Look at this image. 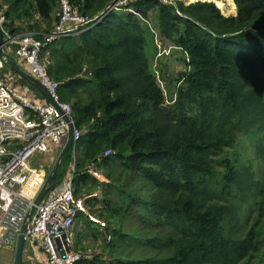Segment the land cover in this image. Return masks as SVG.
<instances>
[{"label":"trees","instance_id":"trees-1","mask_svg":"<svg viewBox=\"0 0 264 264\" xmlns=\"http://www.w3.org/2000/svg\"><path fill=\"white\" fill-rule=\"evenodd\" d=\"M114 1L69 0L89 17ZM233 1L236 15L225 16L220 0L219 8L127 0L41 50L59 101L71 104L82 131L73 193L108 224L99 254L77 264H102L101 254L108 257L103 264H264V0ZM59 11L58 0H0L4 48L16 59L9 37L41 39ZM154 28L160 42L181 51L185 66L171 79L169 100L151 66ZM4 69L5 83L28 85L42 97ZM71 164L68 151L54 184ZM85 220L75 234L78 253L87 252L79 246ZM122 220L134 228L124 231ZM112 221L118 226L108 230Z\"/></svg>","mask_w":264,"mask_h":264},{"label":"built area","instance_id":"built-area-1","mask_svg":"<svg viewBox=\"0 0 264 264\" xmlns=\"http://www.w3.org/2000/svg\"><path fill=\"white\" fill-rule=\"evenodd\" d=\"M127 0H117L94 17L82 15L71 6L69 0H58L59 20L53 31L41 39L33 33L21 35L16 41L17 62L47 89L64 113L73 123L72 107L60 102L57 95L58 83L51 80L44 65L39 60L41 50L54 40L78 34L91 23L99 22L105 12L125 4ZM174 4L171 0H159ZM3 17H0V22ZM5 59L0 57V71ZM74 125V124H73ZM67 123L48 102H37L27 97L26 92L0 78V246L15 247L22 224L43 186L46 174L40 168L29 164L35 154H45L51 146L62 149L67 138ZM82 131L74 127L72 171L54 184L43 200L36 206L32 220L25 233V245L31 249H41L46 264H77L85 256L73 250L75 220L80 212L87 213L84 206L86 197H76L73 193V173L75 164V144ZM16 145H20L18 148ZM113 153L105 152V155ZM91 175L98 180L105 178L92 169ZM103 227L101 220L88 215ZM102 229V230H103ZM110 237L107 236V241Z\"/></svg>","mask_w":264,"mask_h":264},{"label":"rangeland","instance_id":"rangeland-1","mask_svg":"<svg viewBox=\"0 0 264 264\" xmlns=\"http://www.w3.org/2000/svg\"><path fill=\"white\" fill-rule=\"evenodd\" d=\"M171 1H173V2L180 1V2H183L185 5L189 4V3L196 2V1L213 2L217 6V3H216L217 0H171ZM220 1L224 5V8L222 9V8H219V6H217V7L222 12H224L225 16L226 15L229 16L231 14L236 15L237 9H236V5H235L233 0H220ZM152 15L154 16V14H152ZM153 16H151L150 25H153L155 23L154 20H153ZM154 32L156 33L155 34V38H156L155 39V46L157 48V54H156V56L150 58L151 66H152V68L154 69V71H155V73L157 75L158 83H159L161 89H163L164 94L166 95V99L169 100L168 92H169V90L172 92L174 90V88H175L174 84L173 83L171 84V79H173L175 74H177L179 71H184L185 70V66L180 60L181 57H182L181 51L173 49V47H171L170 44L167 43L164 40L162 42H160L161 39L159 37L158 30L155 29ZM160 70L165 73V77L166 78H163V79L161 78ZM168 103H170V102L168 101ZM57 152L59 153V149H58ZM58 153H57V155H56V153H54L51 156V157H53L52 159L50 157V155L52 153L49 154V155L48 154H35L29 159V164L34 166V167H41V170H43L44 173L47 176L49 174L50 170H51L52 164L55 162V160H56V158L58 156ZM48 156H49V158H48ZM46 167L48 168L47 170H46ZM69 171H72V164L70 165V170ZM106 181L107 180L105 179V182ZM102 182H104V181H102ZM107 182H109V181H107ZM110 197L113 198L114 196L112 195ZM92 217L97 219V220H101L103 223L106 224V227L103 229V227H101V225L99 223H97L96 221H93L94 224L93 223L89 224V222H87L85 220L86 218H84L83 220L86 221L85 224L88 223L89 229H92L94 232H97V228L98 227H97L96 224H98L99 227L101 229H103V230L107 229V225L108 224H107L106 221L102 220L99 217H94V216H92ZM133 219L134 218H132V220ZM120 222H121V225H122V229L124 231H128L129 232V230L134 228L133 225H132L133 223L130 220L128 222H126V220H122ZM111 223H112V226L109 227L108 230L112 229V227L113 228H117V226H118V222L117 221H116V223L114 221H112ZM136 224H137V222H136ZM137 226H138V224H137ZM74 231H75V229H74ZM74 242H75V238H74ZM99 251H101V249H99ZM14 253H15V247L11 248V247L0 246V264H12L13 263V258H14ZM103 255H106V254H103ZM23 256H24V253H23ZM100 259H101L100 262L97 261L98 263H102V264L105 263V260H102V258H100ZM104 259H106V260L108 259L107 255H106V257L104 256Z\"/></svg>","mask_w":264,"mask_h":264},{"label":"water","instance_id":"water-1","mask_svg":"<svg viewBox=\"0 0 264 264\" xmlns=\"http://www.w3.org/2000/svg\"><path fill=\"white\" fill-rule=\"evenodd\" d=\"M116 1L112 2L111 5H114ZM5 41L3 38V32L0 26V57H3L5 59V65L9 67L12 71L17 73L20 77L25 79L30 85L33 86V88L38 91L41 96L44 98L46 102L51 104L56 111L59 113V115L62 116L63 120L67 123V138L64 146L62 147L59 155L57 156L53 167L51 168L49 174L46 176V179L43 183V186L39 190L38 194L36 195L33 204L26 216L25 222L22 224L16 244H15V253L13 258L12 264H22L23 259V250L25 246V233L27 230V226L32 220L33 214L35 212L36 206L43 200V198L47 195L48 191L53 187L56 176H57V170L59 163L64 156V154L68 151H70L73 147V129L74 125L71 122L70 118L64 113L62 110L60 104L54 100V98L51 96V94L47 91V89L40 83L38 79L33 77L28 71L21 66L14 58L10 57L7 53L4 52L3 47L5 45Z\"/></svg>","mask_w":264,"mask_h":264},{"label":"crops","instance_id":"crops-1","mask_svg":"<svg viewBox=\"0 0 264 264\" xmlns=\"http://www.w3.org/2000/svg\"><path fill=\"white\" fill-rule=\"evenodd\" d=\"M224 14V13H223ZM226 16H228V15H226ZM229 16H234V14H231V15H229ZM3 50H4V52L5 53H7L10 57H12V58H14V55H13V51H11V47H7V48H4L3 47ZM15 59V58H14ZM16 60V59H15ZM17 61V60H16ZM19 63V62H18ZM21 66H23L21 63H19ZM24 68H25V66H23ZM2 72H6L5 71V69H4V67H3V69L0 71V74H2L3 75V73ZM17 88H19L20 90H22V91H24V92H26V94H30V96L32 97V99L34 100V101H37V102H41V103H43V102H46L45 100H44V98H42V97H38L37 95H36V93L34 92V91H32V89L31 88H29V86L28 85H25V84H22V83H19V84H17V86H16ZM58 151V148L57 147H55V146H51L50 147V151H48V152H46L45 154H51L50 155V157L54 154V153H56V155H57V151ZM55 155V156H56ZM48 158H49V156H48ZM53 157H51V159H52ZM55 158V157H54ZM54 160V159H53ZM52 165H54V164H52ZM50 166V165H49ZM36 168H40L41 169V167H36ZM104 177V176H103ZM100 180V179H99ZM96 192H94L93 194L94 195H96L95 194ZM86 210H87V208H86ZM81 215V216H80ZM88 215H91V216H94V217H98L97 215H94V214H91L88 210H87V213H82V212H80L79 214H78V216H77V218H76V220H75V231H74V238L76 237V232L78 231V225H79V223H80V221H82L84 218H88V221H90V218H89V216ZM100 218V217H99ZM103 220V219H102ZM90 222H92V221H90ZM90 222H89V224H90ZM93 223V222H92ZM94 224V223H93ZM86 225V234H84L82 237H80V243H79V246H82V247H85V249H87V252H85V253H82L84 256H85V258H87L88 260H91V259H93V257L94 256H96L97 254H99V249L98 248H100V245L99 244H101V237H99L101 234H102V232H104L100 227H99V225L98 224H96L97 225V232H96V240H94L93 239V235L91 234V231H93L92 229H89V225H88V223L87 224H85ZM81 230H82V228H81ZM80 228H79V233H80ZM82 232V231H81ZM78 236V235H77ZM75 242H76V238H75ZM74 242V243H75ZM12 248V247H11ZM23 253H24V256H23V259H22V264H46L45 263V257H44V254H43V252H42V250L41 249H35V250H33V249H31L30 247H27L26 245L24 246V250H23ZM104 256L106 257V255H101V258H102V260H106V259H104Z\"/></svg>","mask_w":264,"mask_h":264}]
</instances>
